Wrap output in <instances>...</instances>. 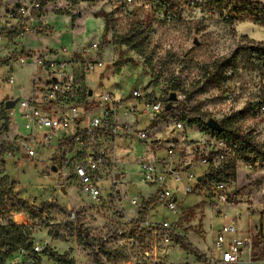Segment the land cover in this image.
<instances>
[{
  "label": "clouds",
  "instance_id": "9594fccd",
  "mask_svg": "<svg viewBox=\"0 0 264 264\" xmlns=\"http://www.w3.org/2000/svg\"><path fill=\"white\" fill-rule=\"evenodd\" d=\"M0 264H264V0H0Z\"/></svg>",
  "mask_w": 264,
  "mask_h": 264
}]
</instances>
